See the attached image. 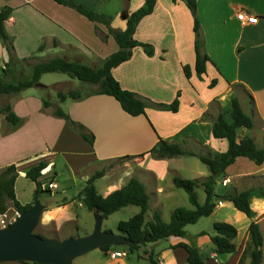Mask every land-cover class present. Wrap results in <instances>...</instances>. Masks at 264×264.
I'll return each mask as SVG.
<instances>
[{
    "label": "crops",
    "instance_id": "0c3cea01",
    "mask_svg": "<svg viewBox=\"0 0 264 264\" xmlns=\"http://www.w3.org/2000/svg\"><path fill=\"white\" fill-rule=\"evenodd\" d=\"M72 1L110 16V26L124 30L127 27L125 15L139 9L146 0ZM4 6L12 7L5 27L13 38L19 59L35 55L37 63L64 57L98 67L119 49L107 25L92 21L75 8L56 0H0V10ZM197 10L204 36L203 50L210 58L202 78L195 69L194 19L183 0H157L153 12L139 22L134 36L152 44L154 55L150 56L142 46H136L129 60L112 69V75L122 88L150 101L145 114L131 115L115 97L94 93L95 90L86 94L83 91L85 96L79 99L60 100L55 86L72 82V88L67 89L74 90L82 84L90 85L66 73L53 80H50L52 77L44 79L45 74L58 72L43 73L41 86L4 95L0 102V171L15 164L18 172L16 198L22 204H33L37 186L26 172L40 162L47 163L40 176L42 188L37 197L45 205L40 224L52 226L58 233L48 237L64 239L92 232L98 213L89 210L84 202L87 180L106 164L126 159L125 156H130L132 163L121 161L120 171L115 174L112 168H104L105 174L95 180L100 194L107 196L135 176L144 183L150 195L146 220L152 219L155 210L161 213L164 221H170L177 207L194 208L188 193H182L173 178H206L210 175L208 166L195 155L156 158L151 149L163 138L195 153L226 151L228 140L215 137L213 128L220 112L231 121L233 97L239 99L254 122L252 128L238 129V139L250 136L259 147H264V0H197ZM240 10L257 15L258 22H242L237 17ZM102 36H106V40ZM53 40L58 44L55 45ZM8 60L9 54L0 39V75L5 76ZM184 65L190 66V77L186 76ZM212 81L215 84L211 85ZM177 97L179 108L175 112L152 104L172 103ZM45 101L50 105L45 106ZM6 104H10L24 120L14 130L1 111ZM58 108L95 134L94 145L82 137L69 120L55 113ZM58 158L68 168L70 178L67 181L56 172ZM23 179L28 182L27 189L20 185ZM226 179L227 183L224 182ZM50 181L55 184L52 193L46 191L48 187L43 188ZM259 186H264V160L257 163L249 157L238 156L217 178L214 191L216 195H224L234 188L241 191ZM54 192L58 195H53ZM197 192L199 201L204 203V188H197ZM214 202L213 212L187 225L184 236L149 242L135 251L126 244L110 246L107 250L98 248L77 257L73 264H152L148 258L150 253L159 264H189L188 252L181 243L195 244L208 264H240L252 220L259 223L262 231L264 264V195L252 192V218L228 199L216 197ZM139 211L137 205L125 206L107 218L103 217V228L112 230L107 221L121 212L127 213V218L116 220L118 229L120 221L128 220ZM215 222L231 223L237 228L236 251L217 253L212 241L216 234ZM67 231L69 233L65 235ZM117 251L126 254L117 256L114 254ZM249 262L250 259L245 258L243 264Z\"/></svg>",
    "mask_w": 264,
    "mask_h": 264
},
{
    "label": "trees",
    "instance_id": "16d2710c",
    "mask_svg": "<svg viewBox=\"0 0 264 264\" xmlns=\"http://www.w3.org/2000/svg\"><path fill=\"white\" fill-rule=\"evenodd\" d=\"M56 1L75 8L92 21L107 25L109 33L114 36L119 45V49L106 57L98 67H92L79 61L68 60L64 57H53L47 61L34 63L30 78L19 81H8L3 75H0V95L15 94L29 87L41 86L40 77L43 73L63 72L82 82L97 84L98 89L95 90L94 93L107 94L115 97L120 102L122 108L129 114L134 116L145 114L146 107L150 101L133 91L122 88L119 81L112 75V69L129 60L136 46H142L145 52L150 56L155 54V48L152 44L139 41L134 35L142 18L153 12L157 0H146L143 6L127 15V27L124 30L112 28L110 26L111 17L106 14L87 9L83 5L72 0ZM173 1L176 2L178 0ZM183 1L188 5L194 19V44L196 51L195 69L197 75L202 78L203 74L206 73V63L210 58L203 50L204 36L198 16L197 0ZM11 12L12 7L10 6H4L0 10V39L9 54V60L6 63L7 68L19 63L30 62L36 58L35 55L23 59H19L16 56L13 38L8 34L5 27V21L9 18ZM102 37L106 40V36ZM53 43L57 45L58 41L53 40ZM43 46L44 45L41 47L43 48ZM4 72L6 74L7 69H5ZM184 72L187 77L191 76V68L189 65H184ZM213 84H215V81H212L211 85ZM83 96H85V94L78 89L69 90L68 92H58L60 100H65L68 97L79 99ZM152 104L157 108L175 112L179 108V98L177 97L172 103L159 102ZM44 105L49 106L50 102L45 101ZM1 111L6 115V119L12 130L23 124V118L15 113L10 104L2 106ZM55 113L69 120L75 130L91 145H94L95 134L89 131L84 124L73 120L61 108H58ZM230 114L231 121H228L224 114L220 112L215 120L213 128L215 137L225 138L229 142V147L224 152H209L207 154L195 153L185 150L179 143L170 142L163 138H160L151 149L152 155L156 158L173 157L184 154L195 155L208 166L210 175L206 178L190 179L181 176H174L173 178L174 184L177 187L183 188L188 193L189 200L194 208L177 207L172 212L170 221H164L161 213L155 210L152 214V219L146 220L149 210L150 195L144 183L134 176L121 188L114 190L107 196H103L97 190L95 180L105 174L104 168L98 170L87 180L83 190L86 206L91 211H98L104 218H107L109 215L125 206L131 204L139 206L140 211L137 214L128 220L120 221L118 224V230L133 241V243L128 246L131 251L138 250L142 245L149 242H155L171 236H184L186 234L187 225L196 223L200 218L209 216L213 212L216 206L214 202L216 197L232 201L237 209L252 218L254 216V211L250 205V196L254 191H258L264 195V186L252 187L241 191L234 188L224 195H216L214 191L217 178L224 173L225 169L233 163L238 156L249 157L257 163H261L264 160V147H259L252 137L244 136L238 139V129L241 127L252 128L254 122L252 117L244 111L237 97H233L231 100ZM124 158L131 157L125 156ZM46 167L47 163L40 162L26 172V176L36 182V196L41 191L42 182L40 181V176ZM17 176L18 172L15 164H11L0 171V208L4 211L10 206H14L22 213L32 206V203L22 204L16 198L15 182ZM199 187H203L206 193L204 203L199 201L197 192V188ZM47 189L46 191L52 193L49 188ZM213 229L216 234L212 236V241L216 246L218 254H228L236 251L237 247L234 239L238 234V230L233 224L215 222ZM249 233V241L243 252L240 264H243L244 259L247 257L250 258L249 264H263V236L260 225L256 220L251 221ZM41 236L48 237V235ZM180 246H183L188 252L187 261L189 264H208L202 256L200 249L195 244L181 243ZM101 248L107 250L110 248V245H103ZM148 258L152 264H159L152 253L148 254ZM22 263L53 264L29 261H22Z\"/></svg>",
    "mask_w": 264,
    "mask_h": 264
},
{
    "label": "water",
    "instance_id": "95a60500",
    "mask_svg": "<svg viewBox=\"0 0 264 264\" xmlns=\"http://www.w3.org/2000/svg\"><path fill=\"white\" fill-rule=\"evenodd\" d=\"M127 15H125V18ZM219 202V199L216 200ZM45 205L35 197L34 203L7 227L0 229V263L29 261L53 264H73L74 260L103 245H129L133 241L123 233L103 229V216H95L91 233L64 239L42 237L35 233Z\"/></svg>",
    "mask_w": 264,
    "mask_h": 264
},
{
    "label": "rangeland",
    "instance_id": "374dc122",
    "mask_svg": "<svg viewBox=\"0 0 264 264\" xmlns=\"http://www.w3.org/2000/svg\"><path fill=\"white\" fill-rule=\"evenodd\" d=\"M72 58H77V57H72ZM77 59H79V57ZM36 61H37V59H35L33 61H30V62H27V63H19V64L15 65V66L4 68V70L7 69V73L4 76L5 79L8 80V81H19V80L30 78L31 73H32L30 68L33 65V63H35ZM62 75H65V73H62V72L46 73L45 76H44V79H46V77H52V79H50V80H53V79H57L58 77H61ZM74 81H77V80L75 79ZM72 86H73V84H72V82H70L69 85H62V86H55V87L59 91L68 92L69 89H67V88H72ZM97 89H98V85L97 84H95V85L94 84H90L88 86H84L82 84V85H80V87H78V90H80L81 92L84 91L85 94L88 93V92H91L92 90H97ZM4 97H5L4 95H0V102H3L2 99H4ZM46 98H48V97L46 96ZM4 102H5V100H4ZM262 140H264V138ZM190 159H197V158L196 157H190ZM131 160L132 159H130V158H126V159H123L121 161H124V162L128 161V162L132 163ZM121 161H119V160L118 161H112L110 163V165L106 164L104 166V168L106 170L112 168V173H114V174L118 173V171H120V169L118 167L121 164H123ZM200 163H201V165H203V163L201 161H200ZM56 172L61 175V178L64 181H67L70 178V176L68 174V168L63 163L62 159H60V158L56 159ZM77 180H78V183H79L80 182V177H78ZM26 181L27 180L23 179V180H21V183H20L21 187H23L24 189H27L26 184L28 182H26ZM181 191H182V193H186V191L183 188H181ZM53 195H58V193L54 192ZM200 195H201V193H200ZM12 208H14V206H10L9 207V209H12ZM126 214L121 212V213L117 214V216H113L112 218H110L109 221H107L108 226L110 228H112V230H115L113 232L120 233V231L115 226V222L119 218H127V216H129V215L128 214L126 215ZM103 229H105V227ZM35 233L41 234V235H48V236L54 235V234L58 235V233L55 232V230H54V228L52 226H43L41 224H39L36 227ZM64 233L66 235L69 232L67 231V232H64ZM247 258H249V257H247ZM0 264H23V263H22V261H8V262H1Z\"/></svg>",
    "mask_w": 264,
    "mask_h": 264
},
{
    "label": "built area",
    "instance_id": "2783aa9c",
    "mask_svg": "<svg viewBox=\"0 0 264 264\" xmlns=\"http://www.w3.org/2000/svg\"><path fill=\"white\" fill-rule=\"evenodd\" d=\"M237 17L242 22H246L250 24H255L258 22V16L255 14H250L246 10L238 11ZM224 182L227 183V179ZM46 187H48L52 191L55 188L54 181H50L49 183L43 185L44 189ZM20 215H21V212L15 207L12 209L8 208L5 211L0 208V229L7 227L11 223H13ZM114 254L117 256H122V255H125L126 252L117 251Z\"/></svg>",
    "mask_w": 264,
    "mask_h": 264
}]
</instances>
